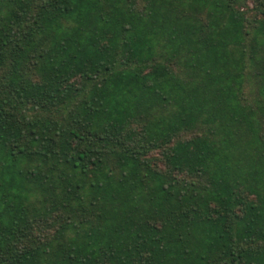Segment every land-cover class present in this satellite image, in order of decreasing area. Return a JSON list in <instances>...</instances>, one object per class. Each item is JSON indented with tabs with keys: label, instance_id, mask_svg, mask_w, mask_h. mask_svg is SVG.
I'll list each match as a JSON object with an SVG mask.
<instances>
[{
	"label": "trees",
	"instance_id": "obj_1",
	"mask_svg": "<svg viewBox=\"0 0 264 264\" xmlns=\"http://www.w3.org/2000/svg\"><path fill=\"white\" fill-rule=\"evenodd\" d=\"M0 264H264V0H0Z\"/></svg>",
	"mask_w": 264,
	"mask_h": 264
}]
</instances>
